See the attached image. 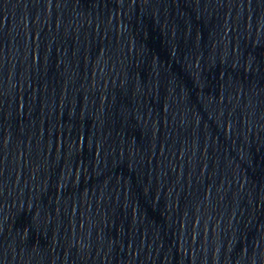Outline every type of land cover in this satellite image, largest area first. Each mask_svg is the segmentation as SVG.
<instances>
[{
    "label": "water",
    "instance_id": "1",
    "mask_svg": "<svg viewBox=\"0 0 264 264\" xmlns=\"http://www.w3.org/2000/svg\"><path fill=\"white\" fill-rule=\"evenodd\" d=\"M176 264H264V0H72Z\"/></svg>",
    "mask_w": 264,
    "mask_h": 264
}]
</instances>
